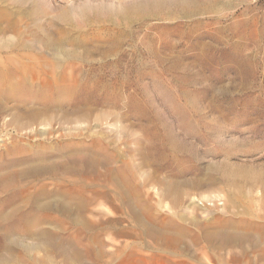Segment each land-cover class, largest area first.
<instances>
[{"label": "rangeland", "instance_id": "1", "mask_svg": "<svg viewBox=\"0 0 264 264\" xmlns=\"http://www.w3.org/2000/svg\"><path fill=\"white\" fill-rule=\"evenodd\" d=\"M10 240V264H264V0H0Z\"/></svg>", "mask_w": 264, "mask_h": 264}, {"label": "bare ground", "instance_id": "2", "mask_svg": "<svg viewBox=\"0 0 264 264\" xmlns=\"http://www.w3.org/2000/svg\"><path fill=\"white\" fill-rule=\"evenodd\" d=\"M260 176H256V180H255V182L256 183H260L259 181H260ZM258 179V180H257ZM58 210H62V211H68L69 210V208L68 207H66V206H64L63 204H61V203H58ZM52 208V205L51 204H44V205H42V206H39V205H37V207L35 208L36 210H35V213L36 214H38L40 211H47V210H50ZM25 230H23V232H24ZM8 243L10 244V245H8V251L6 250V252H7V254H6V256L7 257H0V263H5V264H10L11 263V261L14 259V257H15V254H13V250H12V246H11V244H13V242L10 240V242L8 241Z\"/></svg>", "mask_w": 264, "mask_h": 264}]
</instances>
